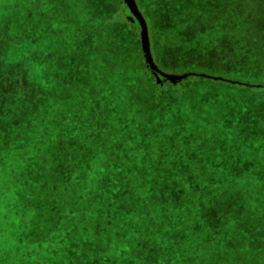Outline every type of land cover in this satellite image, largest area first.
Returning a JSON list of instances; mask_svg holds the SVG:
<instances>
[{
	"label": "rangeland",
	"instance_id": "374dc122",
	"mask_svg": "<svg viewBox=\"0 0 264 264\" xmlns=\"http://www.w3.org/2000/svg\"><path fill=\"white\" fill-rule=\"evenodd\" d=\"M118 1L123 2L0 0V68H3L0 73L14 78L19 88L35 85L41 91L37 114L30 119L35 126L17 145L0 146V264H64L60 246L67 240L79 241L78 248L86 264H97L95 261L101 258L110 261L109 264H209L213 255L217 261L231 258L232 248L222 242V235L217 233V239H209L214 231L220 230L221 210L226 211L227 217L222 230L228 227L231 233L234 229L229 214L235 215L238 209L236 206L232 211L234 206L226 199L233 184L232 169L238 168L231 164V153L242 149L245 142L241 136H233L243 134L247 127L246 121H238L242 118L241 109L250 108L255 118L264 121V103L252 99L250 106L241 107L246 92L239 87L228 89L218 81L237 83L242 89L252 86L248 93L261 87L258 82L264 84V22L257 25L247 19L243 30L241 26L236 28L242 30L239 36L233 31L236 42H230L228 38L223 41L233 30L229 29L230 21L212 19L210 26H204V22L195 20L198 27L181 24L179 15L166 22L167 14H152V20L160 22L156 28L153 26L155 34L169 26L176 36L184 33L197 45L206 43L204 37H199L198 29L209 27L211 52L169 47L153 56H163L158 58L160 63L155 62L169 74L210 75L213 81L194 80L192 87L174 96L168 107L152 117L146 127L150 139L156 141L158 154L151 166H141L134 164L136 159L132 156L137 141L132 107L142 96L135 98L133 87L122 84L120 76L130 78L136 74L145 55L141 30L120 21ZM256 3L263 4L264 0ZM150 9L154 10V4ZM126 17L134 22L129 14ZM154 33L151 30L150 40ZM178 43L170 42L169 46ZM233 43L237 52L232 51ZM188 44L185 42L184 47ZM246 48L251 52H244ZM105 56L112 62V74L106 69L110 63L102 61L107 59ZM121 56L128 61L120 63ZM223 74L243 81L224 78ZM166 80L178 83L169 79L157 83ZM229 96L231 102L227 100ZM31 106H36L34 101ZM90 108L96 111L93 117H88ZM148 110L147 114L153 116V109ZM28 113L19 117L21 126L29 122ZM230 114L235 117L233 126L227 123ZM87 120L93 123L91 127ZM80 133L89 144L71 156L73 164L68 167L71 173L66 181L70 187H65L48 204V207L62 206L60 218L37 209L32 201L40 202V208L41 201L29 192L38 189V175L49 169L61 134L74 139ZM119 133H124L120 139ZM140 134L138 137L144 135ZM98 136L102 142H96ZM204 149L213 151V157L198 158L197 154ZM137 153L135 156L141 158L138 148ZM126 157L130 160L125 161ZM239 169L248 170V166L241 164ZM247 175L248 172L244 173L238 182ZM172 186L189 189L190 194L175 204L169 190ZM203 195L207 197L202 198ZM120 197H125L124 201ZM139 198L146 202L137 201ZM42 216L51 218L54 225L47 227L46 233H41L42 226L38 225ZM64 218L72 222L63 229ZM257 222L258 219L255 227ZM30 231L43 234L40 243L44 247L26 242L20 249V235ZM252 236L263 244L262 230ZM133 257L136 260L131 261Z\"/></svg>",
	"mask_w": 264,
	"mask_h": 264
},
{
	"label": "trees",
	"instance_id": "16d2710c",
	"mask_svg": "<svg viewBox=\"0 0 264 264\" xmlns=\"http://www.w3.org/2000/svg\"><path fill=\"white\" fill-rule=\"evenodd\" d=\"M140 10L142 11L147 23L149 30L152 33H154L153 28H156L157 23H160L159 21L152 20V14L154 13H163L167 14L166 22L173 19V16L179 15V20L181 24H186L187 26L195 25L200 27L198 23L195 22V20L201 22H204V26H210V23L213 20L216 21H225L226 23L230 21L229 29H233L232 32L226 34L223 41H225V38H228L231 40L230 42H236L235 35L233 34V31H235V34H240L242 30L246 26L245 23L247 19H249V23L257 24L263 21V14H264V3L263 4H257L256 0L255 2H252L251 0H136ZM119 14H120V21L128 22L129 24H132L134 27L140 28L135 18L132 16L131 12L129 11L127 5L124 2H119ZM154 4V10H151L150 7ZM223 9V10H222ZM222 11V12H221ZM129 14L132 17V21L127 20L126 15ZM197 14V18L194 17V15ZM262 15V17H261ZM192 16V17H190ZM181 18V19H180ZM188 18H190L188 20ZM245 19V20H244ZM165 21H162V23H165ZM173 20L171 21V23ZM174 25H177L176 22ZM241 24V25H240ZM169 25V24H167ZM172 25V26H174ZM202 25V26H203ZM244 25V26H243ZM154 26V27H153ZM171 26V25H170ZM238 26H241V31H237L236 28ZM181 27V26H180ZM220 27V26H219ZM178 27L176 26L175 29ZM158 30V29H155ZM200 31L199 37H204L203 40L206 43H203L201 45H197L198 43H195L197 41L189 39L184 33H182L179 36H176L173 33V30L169 31V26L164 29V32L160 33H154L155 36L152 37L151 40V50L153 55L157 53H162L169 47L172 49H179L181 51H187V52H211L209 45V27L205 30L204 28L198 29ZM248 30V29H247ZM198 31V32H199ZM149 32V33H150ZM240 32V33H239ZM248 33V32H247ZM246 33V34H247ZM153 34V35H154ZM175 35V36H174ZM234 35V36H233ZM243 35V34H242ZM239 36V35H238ZM207 37V39H206ZM246 37V36H245ZM235 38V39H233ZM238 39V38H237ZM244 39V38H243ZM178 43L177 40H179V43L177 45L169 46L170 42ZM187 42L188 46L187 48L184 47V43ZM200 44V43H199ZM232 51L237 52L236 44L233 43L232 45ZM244 52H251L250 48H246ZM163 56H154V59L156 62H159L158 58ZM103 58V57H102ZM103 59L102 61H105L107 64L110 63L109 66H106V69L110 71V73H114V69L112 70V62L108 61V56ZM112 60V59H111ZM120 63H126L128 61L127 58L121 56V58H118ZM118 61V63H119ZM141 62V63H140ZM140 67L137 66L136 68V74H132L130 78L127 77H121L122 84L123 83H129L130 87H133L135 98H139L142 96V98L135 102L132 109L135 111V117L133 121L135 122V126H133V131L136 133V140L133 144V158L136 159L134 161V164L136 165H143L151 166L156 159L155 156L158 154V148L155 146L156 141L151 140L150 136H148L149 130L147 129L146 125L147 123L151 122L153 119L152 117H155L154 115L160 114L162 112L163 107H168V103L170 100L174 98L176 95H180L183 92H186L188 87H192L191 85L194 80H202V81H213L211 79V76H196V75H188L183 80H178V83H173L168 80L164 81L161 84L157 83V77L155 76L154 72L151 70V68L148 66L146 60L140 59ZM103 63V62H102ZM105 63V65H107ZM117 63V64H118ZM160 63V62H159ZM3 66V65H2ZM142 66V67H141ZM191 68V67H190ZM193 69V68H192ZM3 70V68H0V71ZM208 74H214L212 72L206 71ZM116 74V73H115ZM224 78H235L239 79L240 81H243V79L238 77H233L229 74L222 75ZM11 80L10 83L8 80ZM27 79V77H26ZM14 78L10 76H5L0 73V146H4V144H10L17 145L19 142L22 141L23 137L27 135L29 129L31 127H34L35 124L31 123V115L37 114V108L38 103H40L41 99V91L35 86H28L27 88H19L18 85H16V81H13ZM28 82V80H27ZM29 83V82H28ZM219 84L226 86L228 89L232 88H240L243 92H246L245 96H242L241 99V107L245 105L250 106V100H255L256 102L262 101L264 103V84H261L258 82V84L261 85L260 88L254 89L253 93L251 92L250 88L252 87H244L245 89H242L240 86H237L235 84H231L228 81H218ZM254 84V83H251ZM194 85V84H193ZM190 91V90H189ZM191 93V91H190ZM252 94V96L250 95ZM231 96L227 97L228 101H232L233 99ZM35 102L36 106L32 108V102ZM29 104V106H25ZM152 108L153 116L151 114H147L149 112L148 109ZM241 112L243 114L239 115L242 116V118L238 121L247 122V127L245 128L244 132L252 133V134H243L241 133H235L233 137H239L244 140L245 145L242 146V149H237V152L231 153V157L233 158V161L231 162L232 165H237L238 168L232 169L231 177L233 180V184L231 188H229V194L226 199H230L231 205L238 209L235 212V215L230 212V219L231 224L234 223V228L231 233H229V229L223 231L222 229L225 228L224 224L227 219L226 211L224 212L221 210L220 212L222 214H219V232L214 231L213 234L210 235L209 241H213L214 239H217V233L218 235H222L221 240L222 242H227L228 245L232 248L231 258L230 260H220L217 261L214 258V255L209 256L210 260L209 264H260V261H264V240L263 244H258L257 242V236H252L253 232L262 230L264 235V121L261 119L255 118V112L254 114L250 113L253 112L250 111V108H246L244 111ZM28 117L30 115L29 122H24V126H21V117L23 112H27ZM88 114V117H93L96 115V111L92 108H90ZM251 114V116L249 115ZM236 115V114H235ZM237 115V116H239ZM20 117V118H19ZM264 117V116H263ZM228 124L234 125L232 114L228 117ZM25 119V118H23ZM253 119V120H252ZM264 119V118H263ZM27 118L25 119V121ZM261 121L260 124L256 123L257 121ZM88 123V126H92L93 123L91 121H86ZM262 125L261 127L255 126ZM20 126V127H19ZM22 129V130H20ZM90 129V128H89ZM251 129V130H250ZM102 130V129H101ZM99 130V131H101ZM140 133L144 134L143 136L138 137L141 135ZM124 133H119L117 135V138H122ZM152 137H154L152 135ZM86 137H83L82 133L77 134V136L74 139H66L61 134V139H57V145L55 147L56 151L54 154V157L51 161V164L48 166L49 169H51L50 172L43 171L40 175H38L39 182L37 183L36 187L38 189L36 190L33 188V192H29L31 195L35 196L36 200L41 201V208H40V202L32 201V204L36 205V208L42 211L46 210L51 213V215H62L63 214V208L62 206H52L48 207V204L53 202V200L56 199L57 195H59L65 187H70L66 181L67 177L71 172H68V167L72 165L73 163H70V159L73 160L71 157L72 154L75 152V150H79L81 147H84L89 144L88 140L85 139ZM96 139L97 141H101L100 136H98ZM250 139V140H246ZM262 139V140H261ZM116 140V139H115ZM114 140V144H115ZM94 142V141H92ZM102 142V141H101ZM245 147V148H244ZM137 148L139 152H142L141 158L136 157L135 155H138ZM1 152V151H0ZM211 150H200L199 154H197V157L201 158H212ZM195 157V156H194ZM129 159V157L125 158ZM143 161V162H138ZM118 160L116 161L117 164ZM241 164H246L248 166V170H242L239 169V166ZM245 180H242L238 182V179L241 178V176L244 173H247ZM48 175L50 176V182H48ZM52 181V183H51ZM174 183V182H173ZM234 183H243L240 184V186H236ZM49 184V185H48ZM179 187L175 186L173 188H169L170 194L173 196V200L175 204H178L180 200L183 199V196L186 194H190L189 189H182L179 188L182 193H179ZM35 189V190H34ZM263 190L260 192V190ZM32 191V190H29ZM213 191V190H211ZM206 195H203L202 198H206ZM117 197H115L116 199ZM125 197H120V200H123ZM134 198L131 199V201ZM208 199V198H207ZM215 200V199H214ZM124 201V200H123ZM126 201V199H125ZM137 201L139 202H146L144 198H139ZM146 204V203H144ZM243 207V209H242ZM258 207V209H257ZM244 213V214H243ZM50 215V216H51ZM62 218V216H59ZM72 218V217H71ZM257 227L254 226L256 220ZM71 219L64 218L63 222V229L64 225L70 224ZM73 221L74 220L73 218ZM42 226L41 233L48 232L49 229H46L47 227H54L51 218L47 219L44 216H42L39 220L38 225ZM60 224V223H59ZM262 224V225H260ZM71 226H67V228H70ZM76 227V225H75ZM255 227V228H254ZM73 227H71L72 229ZM135 228V227H133ZM39 229V228H38ZM135 230V229H134ZM216 232V233H215ZM40 231H38V234H33V231H30L28 234L20 235V238L18 240V243L20 245V249H23L26 245V242H30L31 244L38 245L41 241V237L43 234H41ZM264 238V236H263ZM35 239V240H34ZM44 240H46V237L44 235ZM92 243V242H90ZM1 244V243H0ZM3 244V243H2ZM42 245V243H40ZM79 241L76 240H67L63 241L62 245L60 246V249L64 252V264H86V262L81 257V250L78 248ZM222 245V244H221ZM44 247V245H42ZM136 246V245H135ZM22 247V248H21ZM41 247V246H40ZM72 248H75L72 250ZM42 249V247L40 248ZM45 251L46 249L43 248ZM237 250V251H236ZM246 254V255H245ZM206 255H209V252H206ZM108 259H110L108 257ZM132 260H136V258H130ZM131 261L129 263H131ZM213 261V262H212ZM97 264H109L110 261L107 262L105 258H101L100 260H96ZM229 262V263H228ZM122 264H128L123 263ZM186 264H191L190 262H186Z\"/></svg>",
	"mask_w": 264,
	"mask_h": 264
},
{
	"label": "water",
	"instance_id": "95a60500",
	"mask_svg": "<svg viewBox=\"0 0 264 264\" xmlns=\"http://www.w3.org/2000/svg\"><path fill=\"white\" fill-rule=\"evenodd\" d=\"M123 2L127 5L129 11L131 12L132 16L135 18V20L137 21L140 27L145 60L148 66L151 68V70L156 75L158 81H161V79H169L171 81L173 80L176 81V80H181L183 78H186L188 75H198L196 73H185V74H180V75H172V74H169L163 71L161 68H159L155 62V59H154V56L151 50V40H150L148 23L142 11L140 10L136 0H123ZM202 76L208 77V75H202Z\"/></svg>",
	"mask_w": 264,
	"mask_h": 264
}]
</instances>
